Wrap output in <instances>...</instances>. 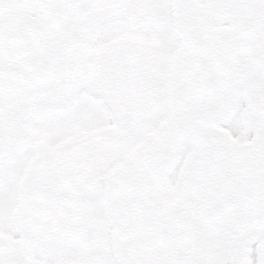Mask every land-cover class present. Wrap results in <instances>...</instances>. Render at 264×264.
Segmentation results:
<instances>
[{
    "label": "snow or ice",
    "instance_id": "obj_1",
    "mask_svg": "<svg viewBox=\"0 0 264 264\" xmlns=\"http://www.w3.org/2000/svg\"><path fill=\"white\" fill-rule=\"evenodd\" d=\"M0 264H264V0H0Z\"/></svg>",
    "mask_w": 264,
    "mask_h": 264
}]
</instances>
